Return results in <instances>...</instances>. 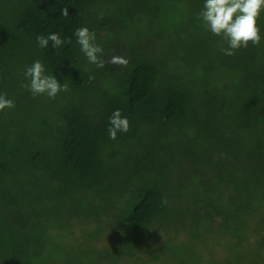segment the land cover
I'll list each match as a JSON object with an SVG mask.
<instances>
[{
    "label": "trees",
    "instance_id": "1",
    "mask_svg": "<svg viewBox=\"0 0 264 264\" xmlns=\"http://www.w3.org/2000/svg\"><path fill=\"white\" fill-rule=\"evenodd\" d=\"M203 3L0 0V264H215L223 241L264 264V13L228 56ZM81 27L128 65L90 64ZM36 60L69 91L21 87Z\"/></svg>",
    "mask_w": 264,
    "mask_h": 264
},
{
    "label": "clouds",
    "instance_id": "2",
    "mask_svg": "<svg viewBox=\"0 0 264 264\" xmlns=\"http://www.w3.org/2000/svg\"><path fill=\"white\" fill-rule=\"evenodd\" d=\"M264 13V0H204L199 18L204 26L215 36L221 37L226 44L222 48L225 55L232 56L235 50L247 48L249 43L258 46L261 42V29L259 19ZM67 8L62 9V15L68 16ZM74 35L80 45L81 52L85 55L90 64L97 68H105L106 64L126 67L129 61L118 55H113L105 60L104 49L96 43V34L87 27L75 30ZM52 42L53 48H61L66 43H71V38L62 40L58 33L45 36H37V43L40 48L48 46ZM26 78H30L29 84H21V87L29 89L33 96L47 95L54 99L61 91H69L67 83L61 84L54 75L46 74L45 66L40 60H36L27 67ZM90 80L93 77L89 78ZM14 101L0 95V112L5 109L14 108ZM109 138L115 140L118 132L126 133L129 130L127 117H122L120 110H115L109 118Z\"/></svg>",
    "mask_w": 264,
    "mask_h": 264
},
{
    "label": "rangeland",
    "instance_id": "3",
    "mask_svg": "<svg viewBox=\"0 0 264 264\" xmlns=\"http://www.w3.org/2000/svg\"><path fill=\"white\" fill-rule=\"evenodd\" d=\"M77 229V227H75V230ZM172 232V231H171ZM174 236V235H173ZM104 237H105V233H103L101 236H99L98 238H99V240H100V242L104 239ZM183 237V236H182ZM182 237H181V239H182ZM111 240H113V238L111 239ZM110 240V241H111ZM111 242H113V241H111ZM175 243V242H174ZM223 243V244H222ZM221 244H222V246L221 245H217L215 248H219V249H221L220 250V252L219 251H217L216 252V254H215V256H216V258H215V260H214V262H215V264H240V262L239 263H234V262H231L230 260H228V258H232V260H234L235 258V254H233V255H230L229 257H228V250L226 249L227 247H226V245H227V242L226 241H223ZM163 247L164 246H162V249H163ZM224 255V256H223ZM162 258H163V263H156V264H172V260L168 257V255H164L163 254V256H162ZM234 258V259H233Z\"/></svg>",
    "mask_w": 264,
    "mask_h": 264
}]
</instances>
